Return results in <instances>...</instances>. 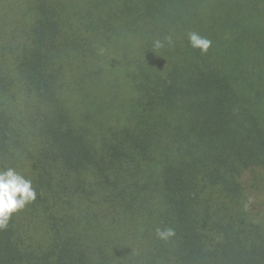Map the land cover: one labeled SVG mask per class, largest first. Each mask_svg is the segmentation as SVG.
Returning a JSON list of instances; mask_svg holds the SVG:
<instances>
[{"label":"trees","instance_id":"obj_1","mask_svg":"<svg viewBox=\"0 0 264 264\" xmlns=\"http://www.w3.org/2000/svg\"><path fill=\"white\" fill-rule=\"evenodd\" d=\"M8 168L0 264H264V0H0Z\"/></svg>","mask_w":264,"mask_h":264},{"label":"clouds","instance_id":"obj_2","mask_svg":"<svg viewBox=\"0 0 264 264\" xmlns=\"http://www.w3.org/2000/svg\"><path fill=\"white\" fill-rule=\"evenodd\" d=\"M171 44V37H166ZM189 44L193 49H199L201 53L207 52L211 41L200 36L196 32L188 34ZM156 48L163 47L160 40L155 41ZM36 199V191L32 187V181L19 174L14 168L0 171V228L7 226L10 217L18 210L24 208ZM156 235L161 240H167L174 235L172 229H156Z\"/></svg>","mask_w":264,"mask_h":264}]
</instances>
